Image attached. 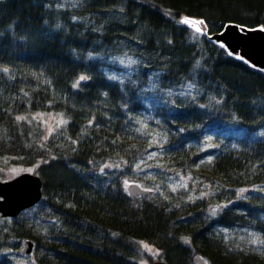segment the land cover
<instances>
[{
  "label": "trees",
  "instance_id": "trees-1",
  "mask_svg": "<svg viewBox=\"0 0 264 264\" xmlns=\"http://www.w3.org/2000/svg\"><path fill=\"white\" fill-rule=\"evenodd\" d=\"M187 17L209 34L228 23L264 27V0H0V158L43 181L36 206L0 214V264H19L25 241H34V264L152 262L143 241L169 264H264V71ZM124 40L136 42L148 71L191 84L177 111L160 114L163 160L217 195L192 199L134 170L154 150L140 125L147 74L121 81L98 56ZM38 112L66 122L48 134L31 118ZM217 122L243 134L207 133ZM131 181L155 193L134 198Z\"/></svg>",
  "mask_w": 264,
  "mask_h": 264
},
{
  "label": "rangeland",
  "instance_id": "rangeland-1",
  "mask_svg": "<svg viewBox=\"0 0 264 264\" xmlns=\"http://www.w3.org/2000/svg\"><path fill=\"white\" fill-rule=\"evenodd\" d=\"M59 1L64 8L79 7L83 3V0ZM185 19L189 20L188 18H183L182 21L184 22ZM87 21L91 22L92 18H89ZM185 24L192 27L196 26L190 23ZM135 46L136 42L124 40L118 42L116 46H109L98 53L100 58L109 63L108 73L116 79L141 83L142 80L139 78V75L144 73L147 74L148 81L144 82V86L141 88L145 106L142 112L140 125L144 134L149 138L154 150L147 158L140 161L134 167V170L139 176L145 178L165 179L169 183L171 189L175 191H184L187 193L188 197L192 199H201L217 195V190L207 184L206 181L196 179L191 171H174L170 169L163 160L162 149L167 140V128H164L162 125L168 124L164 116L160 114L162 111L167 112L168 115L177 111L178 107L175 105V98L185 96L191 90V84L184 80L175 82L167 80L162 71H148L147 69L149 66L134 50L133 47ZM129 61H135V63H129ZM31 118L41 122L48 134L66 122V118L61 113L57 112H38L33 114ZM61 120H63L64 123H60ZM212 128H215V130H212ZM224 128L229 130V133L235 135L243 134V129H239V125L237 124L226 125L218 122L209 125L207 127V133L221 131L224 130ZM260 135L261 133L257 136ZM210 148L211 146L209 145L205 150H209ZM25 172H33V169L10 164L8 159L0 158V181L11 180ZM132 183L138 182H129V184ZM259 189L264 192L263 188L260 187ZM223 231L228 234V230L225 229ZM249 236L253 239L250 245L256 250L261 251V244L254 238L256 235L253 232H249ZM141 245L153 258L152 262L144 260L142 264H151L155 261H159L160 251L154 245L144 241L141 242ZM26 248L27 241L23 243L22 248L19 250V264H34L32 261L34 258L25 254L24 251Z\"/></svg>",
  "mask_w": 264,
  "mask_h": 264
},
{
  "label": "water",
  "instance_id": "water-1",
  "mask_svg": "<svg viewBox=\"0 0 264 264\" xmlns=\"http://www.w3.org/2000/svg\"><path fill=\"white\" fill-rule=\"evenodd\" d=\"M191 21H201L187 17ZM213 42L223 46L234 57L245 60L256 69L264 71V27L251 28L237 23H228L221 31L209 34L204 24L196 25ZM111 167L107 166L105 170ZM129 194L134 197L150 196L155 190L142 187L139 183L129 184ZM43 198V181L33 172H25L17 177L0 181V214L5 218H16L27 209L36 206ZM34 241L27 242L26 255L34 252ZM201 264H207L199 258ZM151 264H169L155 261Z\"/></svg>",
  "mask_w": 264,
  "mask_h": 264
},
{
  "label": "snow or ice",
  "instance_id": "snow-or-ice-1",
  "mask_svg": "<svg viewBox=\"0 0 264 264\" xmlns=\"http://www.w3.org/2000/svg\"><path fill=\"white\" fill-rule=\"evenodd\" d=\"M184 23H190V24H193V25H199V24H202L203 21H189V20L185 19V20H184ZM57 27H59V25H57ZM262 30H264V29H262ZM196 31H197V32H200L201 29L197 26V27H196ZM129 63H135V61H129ZM85 79H86V77L83 76V75H81V76L79 77V81H83V80H85ZM79 81H77V83H79ZM18 119H22V118H18ZM60 123H64V121L61 120ZM261 134L264 135V133H261ZM102 171H103V170H102ZM126 186H127V185H126Z\"/></svg>",
  "mask_w": 264,
  "mask_h": 264
}]
</instances>
